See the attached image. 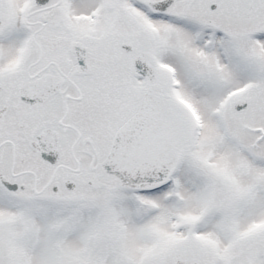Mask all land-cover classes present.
Listing matches in <instances>:
<instances>
[{
    "label": "snow or ice",
    "instance_id": "snow-or-ice-1",
    "mask_svg": "<svg viewBox=\"0 0 264 264\" xmlns=\"http://www.w3.org/2000/svg\"><path fill=\"white\" fill-rule=\"evenodd\" d=\"M0 264H264V0H0Z\"/></svg>",
    "mask_w": 264,
    "mask_h": 264
}]
</instances>
